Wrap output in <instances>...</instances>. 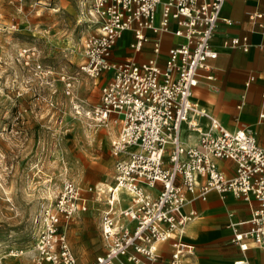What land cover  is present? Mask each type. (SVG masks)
Masks as SVG:
<instances>
[{"label":"built area","instance_id":"obj_1","mask_svg":"<svg viewBox=\"0 0 264 264\" xmlns=\"http://www.w3.org/2000/svg\"><path fill=\"white\" fill-rule=\"evenodd\" d=\"M227 1L90 0L96 28L82 40L79 71L103 83L100 104L83 115L98 125L113 122L119 130L111 144L113 183L103 191L96 187L104 195L100 234L105 250L90 264H183L194 255L185 234L196 212L186 208L211 192L256 204L248 230L236 231L231 243L241 252L251 246L264 251V146L245 130L226 129L192 101L199 72L217 56L211 40ZM248 22L264 34V13L249 14ZM144 30L180 39L168 50L163 68L156 58L111 60L126 31L133 34L131 48L140 51L147 41ZM230 46L244 52L249 48L246 38H234ZM153 53H159L158 41ZM60 80L72 97L71 79L63 75ZM189 134L197 136L193 145ZM217 161L232 162L233 175L223 173ZM88 205L73 182H63L36 219L32 264H79L59 228ZM22 253L10 250L9 256Z\"/></svg>","mask_w":264,"mask_h":264},{"label":"rangeland","instance_id":"obj_2","mask_svg":"<svg viewBox=\"0 0 264 264\" xmlns=\"http://www.w3.org/2000/svg\"><path fill=\"white\" fill-rule=\"evenodd\" d=\"M90 11V0H0V264H32L36 219L64 181L98 214L104 195L96 187L113 183L118 125L83 115L100 104L99 81L79 71L82 40L96 28ZM98 230L90 222L83 235L102 238L100 222ZM10 250L23 253L13 258ZM104 250L100 241L73 254L91 261Z\"/></svg>","mask_w":264,"mask_h":264},{"label":"crops","instance_id":"obj_3","mask_svg":"<svg viewBox=\"0 0 264 264\" xmlns=\"http://www.w3.org/2000/svg\"><path fill=\"white\" fill-rule=\"evenodd\" d=\"M254 12L264 13V0H228L224 4L211 40V48L217 56L208 61V69L199 72L192 101L226 129L245 130L258 145L264 146V118H260V115H264V34L248 22V15ZM143 33L147 41L138 52L130 47L134 42L132 32L123 33L111 60L116 63L127 60L142 63L156 58L158 66L163 68L168 50L177 46L180 39L171 34H154L150 30ZM234 38H246L248 51L232 48L230 41ZM156 41L159 42L157 55L153 53ZM99 83L101 86L103 81ZM201 125L205 129L208 122L202 120ZM196 139V134H189L188 144H195ZM217 166L227 176L234 173L232 162L217 161ZM255 206L254 202L247 204L230 194L221 197L215 192H211L205 201L197 200L190 204L186 210H194L196 217L186 229L185 241L193 247L194 255L183 264H235L239 261L264 264V251L251 246L248 251L241 252L231 243L236 231L248 230ZM101 212L98 214L90 208L88 212L78 213L68 223L61 225V232L65 234L72 253H84L89 246L103 242L100 235H83V229L90 222L99 232ZM96 257L91 261L89 257L75 258L79 264H90Z\"/></svg>","mask_w":264,"mask_h":264},{"label":"bare ground","instance_id":"obj_4","mask_svg":"<svg viewBox=\"0 0 264 264\" xmlns=\"http://www.w3.org/2000/svg\"><path fill=\"white\" fill-rule=\"evenodd\" d=\"M208 127H206L205 129H207ZM109 134L111 135V136H113L114 135V132H113V128H109ZM103 186H105V185H103ZM108 187V186H107ZM100 191H102L101 189H100ZM128 197L129 196H125L124 198H125V200H128ZM46 262H43L42 264H45Z\"/></svg>","mask_w":264,"mask_h":264}]
</instances>
